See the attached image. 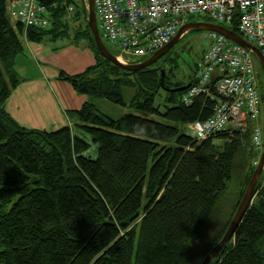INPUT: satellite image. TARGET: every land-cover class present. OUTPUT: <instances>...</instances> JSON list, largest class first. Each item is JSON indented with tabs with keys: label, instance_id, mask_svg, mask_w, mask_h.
<instances>
[{
	"label": "trees",
	"instance_id": "1",
	"mask_svg": "<svg viewBox=\"0 0 264 264\" xmlns=\"http://www.w3.org/2000/svg\"><path fill=\"white\" fill-rule=\"evenodd\" d=\"M38 2L52 14L51 29L24 32L0 0V264H201L223 238L256 168L252 124L195 141L187 126L213 116V87L186 106L185 91H170L186 84L167 83L174 68V60L165 59L169 52L143 70L124 71L98 53L83 0L69 20L66 7L74 0ZM195 18L210 21L193 16L188 22ZM224 27L239 35L236 21ZM70 33L96 58L80 74L59 76L87 99L73 113L75 129L20 126L4 106L22 80L15 64L22 37L37 43ZM126 89L132 92L128 102ZM102 100L127 112L111 118L98 111ZM92 147L95 159L88 156ZM263 181L264 175L232 238L209 264H264L258 249L264 240Z\"/></svg>",
	"mask_w": 264,
	"mask_h": 264
},
{
	"label": "built area",
	"instance_id": "2",
	"mask_svg": "<svg viewBox=\"0 0 264 264\" xmlns=\"http://www.w3.org/2000/svg\"><path fill=\"white\" fill-rule=\"evenodd\" d=\"M93 5L101 39L124 64L139 63L165 47L193 16H205L220 25L236 21L239 35L264 57V0H93ZM6 12L24 32L50 25L47 10L38 0H6ZM66 12L69 20L72 7H66ZM205 39L209 45L202 53L196 82L181 101L188 106L196 96L210 95L211 87L218 98L213 116L188 125L187 133L202 141L227 128L244 131L250 122L252 145L261 154L264 107L253 57L221 34L207 32ZM21 40L27 41L25 35Z\"/></svg>",
	"mask_w": 264,
	"mask_h": 264
},
{
	"label": "crops",
	"instance_id": "3",
	"mask_svg": "<svg viewBox=\"0 0 264 264\" xmlns=\"http://www.w3.org/2000/svg\"><path fill=\"white\" fill-rule=\"evenodd\" d=\"M58 40L44 37L37 43L24 41V50L15 60L22 80L11 92L4 109L24 128L47 132L66 126L74 128L73 113L87 100L59 76L80 74L93 66L96 58L86 43L83 53L77 56L58 51Z\"/></svg>",
	"mask_w": 264,
	"mask_h": 264
},
{
	"label": "water",
	"instance_id": "4",
	"mask_svg": "<svg viewBox=\"0 0 264 264\" xmlns=\"http://www.w3.org/2000/svg\"><path fill=\"white\" fill-rule=\"evenodd\" d=\"M86 1H87V4L85 5L86 21H87L89 30L92 34L94 44H95V47L98 53L102 56V58H104L105 60L113 64L114 66L124 71L137 72V71H140L147 67L152 66L154 63L159 61L163 56H165L173 48V46L183 37L185 33L192 31V30H199V31L214 32V33L221 34L224 37H226L229 41L235 44H238L241 47L249 50L252 53V55L256 58V60L258 61V65L262 71V76L264 79V57L261 55L258 49L248 44L239 35L230 31L228 28L221 26V25H215V24L206 23V22L186 23L184 26H182L179 29L177 35L165 47L155 52L148 59L141 61L139 63H135V64H124L120 62L114 55H112L108 51L106 46L104 45L100 37L97 22H96L93 0H86ZM83 2H85V0H83ZM163 79H164V71H161V82L162 83H163ZM191 84L192 83L190 84L188 83L180 88H176L170 91L171 92H183V91H186L191 86ZM263 175H264V148H263L262 154L260 155L258 165L255 168L253 175L251 176L246 186V189L243 193L239 206L234 213V216L230 222V225L227 231L225 232L221 241L208 253V255L204 258L201 264H209L215 258V256L218 255L221 252V250H223L227 242L232 238L234 231L236 230L238 224L240 223L242 216L245 214L248 208V205L251 203V200L253 198L258 181Z\"/></svg>",
	"mask_w": 264,
	"mask_h": 264
},
{
	"label": "rangeland",
	"instance_id": "5",
	"mask_svg": "<svg viewBox=\"0 0 264 264\" xmlns=\"http://www.w3.org/2000/svg\"><path fill=\"white\" fill-rule=\"evenodd\" d=\"M75 5H71L74 7V11L70 13L71 17L76 16V13L81 11L82 7V0H74ZM85 5L87 4V1L85 0ZM47 19L49 23L53 22V17L51 12L47 13ZM194 20H197L195 22H206V19L204 18H195ZM208 23L220 25L218 22H215L213 20H210ZM221 26H227L225 24H221ZM51 29L50 25L47 29ZM72 28V26H70ZM99 30V29H98ZM68 31H70L68 29ZM206 31H199V30H192L183 35V37L173 46V48L169 51L168 55H166L165 59H168L167 57H170V60H174V68L172 70V73L167 74V83L169 85H176V84H187L189 80L195 77V75L198 73V64L201 60L203 51L208 47L209 43L205 39ZM102 41L106 44L107 47H109L112 51L113 49L111 46L102 38ZM84 41L75 42L72 38V33L69 34L68 37L60 38L57 41V45L60 46L58 51H68L72 52L75 56L79 55L80 53H83L84 49ZM254 65L256 68H259L258 61L256 58H254ZM260 69V68H259ZM131 90L126 89L123 90V96L126 102L129 101V98L131 96ZM161 100L157 99L155 101L156 104L160 103ZM97 109L99 112L111 117V118H118L121 115L125 114L127 112V108H121L118 106H114L106 101H99L96 103ZM263 126V136L262 140L264 142V124ZM231 127V126H230ZM245 127V126H244ZM263 152V151H262ZM255 153L257 155H260L259 152L256 150ZM89 157L92 159H95L97 156V148L92 147L88 154ZM256 159V158H255ZM254 159V160H255ZM253 160V162H254ZM252 162V167H255ZM264 186V184L262 185ZM235 192L233 189L226 195L224 203H225V210L228 209L230 199L234 198ZM10 204L6 206L5 210H9ZM222 209L223 203H222ZM258 249L260 251V254L262 258H264V240L262 243L258 246Z\"/></svg>",
	"mask_w": 264,
	"mask_h": 264
},
{
	"label": "bare ground",
	"instance_id": "6",
	"mask_svg": "<svg viewBox=\"0 0 264 264\" xmlns=\"http://www.w3.org/2000/svg\"><path fill=\"white\" fill-rule=\"evenodd\" d=\"M240 36V35H239ZM241 37V36H240ZM242 38V37H241ZM243 39V38H242ZM244 40V39H243ZM248 43V42H247ZM249 44V43H248ZM250 45H252V44H250ZM253 46V45H252ZM255 47V46H254ZM256 48V47H255ZM257 49V48H256ZM247 50V49H246ZM249 51V50H248ZM259 51V50H258ZM250 52V51H249ZM251 53V52H250ZM251 55H252V53H251ZM262 55V54H261ZM253 56V55H252ZM254 57V56H253ZM255 58V57H254ZM253 63H254V60H253ZM257 69V68H256ZM258 71V70H257ZM262 72V71H261Z\"/></svg>",
	"mask_w": 264,
	"mask_h": 264
},
{
	"label": "flooded vegetation",
	"instance_id": "7",
	"mask_svg": "<svg viewBox=\"0 0 264 264\" xmlns=\"http://www.w3.org/2000/svg\"><path fill=\"white\" fill-rule=\"evenodd\" d=\"M162 58H164V56H163ZM162 58H161V59H162Z\"/></svg>",
	"mask_w": 264,
	"mask_h": 264
},
{
	"label": "clouds",
	"instance_id": "8",
	"mask_svg": "<svg viewBox=\"0 0 264 264\" xmlns=\"http://www.w3.org/2000/svg\"><path fill=\"white\" fill-rule=\"evenodd\" d=\"M262 154V153H261Z\"/></svg>",
	"mask_w": 264,
	"mask_h": 264
}]
</instances>
